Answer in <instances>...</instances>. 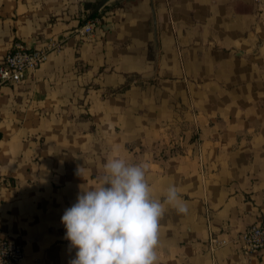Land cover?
Here are the masks:
<instances>
[{"label":"crops","instance_id":"0c3cea01","mask_svg":"<svg viewBox=\"0 0 264 264\" xmlns=\"http://www.w3.org/2000/svg\"><path fill=\"white\" fill-rule=\"evenodd\" d=\"M0 0V59L15 41L61 52L0 90V232L20 264H69L61 222L112 156L145 162L157 264H264L239 243L264 215V5L253 0ZM100 23L81 39L91 17ZM81 172L79 174V170Z\"/></svg>","mask_w":264,"mask_h":264},{"label":"clouds","instance_id":"9594fccd","mask_svg":"<svg viewBox=\"0 0 264 264\" xmlns=\"http://www.w3.org/2000/svg\"><path fill=\"white\" fill-rule=\"evenodd\" d=\"M81 169L79 170V174ZM145 162L107 159L98 186L83 187L61 222L75 255L69 264H157L159 220L165 205L188 211L178 187L154 198Z\"/></svg>","mask_w":264,"mask_h":264},{"label":"built area","instance_id":"2783aa9c","mask_svg":"<svg viewBox=\"0 0 264 264\" xmlns=\"http://www.w3.org/2000/svg\"><path fill=\"white\" fill-rule=\"evenodd\" d=\"M253 2L264 5V0H253ZM99 23L98 16L91 17L77 30L78 35L81 39L90 37L95 33ZM64 47L65 41L54 36L49 37L40 48L30 47L23 41H15L0 59V90L6 85L21 83L28 72L39 69L49 60L51 54L61 52ZM236 242L239 243L245 256L264 251V215L257 223L231 239L221 238L214 233L208 238V246L212 251ZM23 259L22 246L0 232V264H20Z\"/></svg>","mask_w":264,"mask_h":264},{"label":"water","instance_id":"95a60500","mask_svg":"<svg viewBox=\"0 0 264 264\" xmlns=\"http://www.w3.org/2000/svg\"><path fill=\"white\" fill-rule=\"evenodd\" d=\"M111 0H99V4L97 6L96 11L100 10L106 3L110 2Z\"/></svg>","mask_w":264,"mask_h":264}]
</instances>
